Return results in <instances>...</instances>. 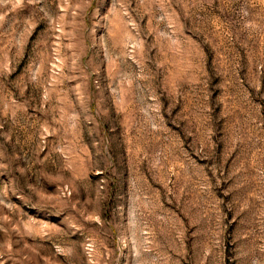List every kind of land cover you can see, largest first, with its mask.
Listing matches in <instances>:
<instances>
[{"label":"rangeland","instance_id":"374dc122","mask_svg":"<svg viewBox=\"0 0 264 264\" xmlns=\"http://www.w3.org/2000/svg\"><path fill=\"white\" fill-rule=\"evenodd\" d=\"M0 264H264V0H0Z\"/></svg>","mask_w":264,"mask_h":264}]
</instances>
